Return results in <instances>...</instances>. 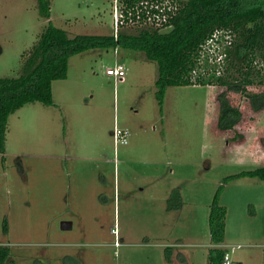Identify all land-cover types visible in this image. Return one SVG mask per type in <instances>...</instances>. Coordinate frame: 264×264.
<instances>
[{"label": "rangeland", "instance_id": "374dc122", "mask_svg": "<svg viewBox=\"0 0 264 264\" xmlns=\"http://www.w3.org/2000/svg\"><path fill=\"white\" fill-rule=\"evenodd\" d=\"M115 5L50 0L46 18L38 0H0V77L20 74L49 21L70 36L115 34ZM116 63L127 68L122 82L106 73ZM157 76L142 51L90 49L72 55L67 77L53 82V105L34 101L10 114L0 152L6 264H209L221 185L220 246L234 263L264 264V179L226 180L264 167V102L224 86L172 85L161 108ZM223 91L243 113L229 131L218 126ZM248 92L264 93V85ZM116 125L130 131L128 144L115 145ZM174 188L183 204L169 210Z\"/></svg>", "mask_w": 264, "mask_h": 264}, {"label": "trees", "instance_id": "16d2710c", "mask_svg": "<svg viewBox=\"0 0 264 264\" xmlns=\"http://www.w3.org/2000/svg\"><path fill=\"white\" fill-rule=\"evenodd\" d=\"M133 5L139 0H120ZM176 14L173 26L160 31L153 26L119 29L113 35L77 34L70 36L52 21L46 25L32 48L23 54L18 76L0 77V152L5 151L6 131L10 114L26 103L40 101L53 105V82L67 77L72 55L90 49L118 46L139 50L158 64L156 97L163 107L166 90L172 85H213L247 94L250 104H262L264 93H249L254 84L264 85V0H174ZM39 14L50 18V0H38ZM216 29H229L234 38L227 65L221 75L212 72L194 74L200 66L201 48ZM212 68H214L212 66ZM220 111L218 126L229 131L236 127L243 113L233 105L227 92L218 94ZM162 111V109H161ZM242 136L236 134L235 138ZM242 176L264 179V167L241 171L226 180ZM222 185L218 188L210 210L209 264H223L228 250L225 240L227 208L220 204ZM169 210L179 209L182 197L174 188L168 198ZM10 248L0 246V264H6ZM234 264H242L236 262Z\"/></svg>", "mask_w": 264, "mask_h": 264}, {"label": "built area", "instance_id": "2783aa9c", "mask_svg": "<svg viewBox=\"0 0 264 264\" xmlns=\"http://www.w3.org/2000/svg\"><path fill=\"white\" fill-rule=\"evenodd\" d=\"M114 12V25L116 37L119 29L128 27L153 26L160 31L172 28V18L177 11V3L174 0H139L133 5L121 4L117 0ZM234 35L229 29H216L204 42L201 48L200 66L194 70V74L206 75L214 72L221 75L226 68L228 48L233 43ZM212 66L214 68H212ZM107 75L112 76L115 82H122L126 78L127 68L123 63H116L106 70ZM130 131L127 128L115 126L112 131L115 145L128 144ZM223 264H234L229 254L225 255Z\"/></svg>", "mask_w": 264, "mask_h": 264}, {"label": "water", "instance_id": "95a60500", "mask_svg": "<svg viewBox=\"0 0 264 264\" xmlns=\"http://www.w3.org/2000/svg\"><path fill=\"white\" fill-rule=\"evenodd\" d=\"M61 227H62V229H69V228L72 227V222H70V221H63L61 223Z\"/></svg>", "mask_w": 264, "mask_h": 264}]
</instances>
